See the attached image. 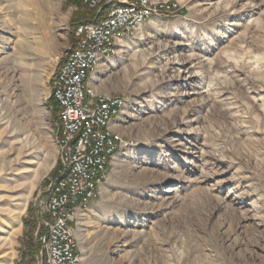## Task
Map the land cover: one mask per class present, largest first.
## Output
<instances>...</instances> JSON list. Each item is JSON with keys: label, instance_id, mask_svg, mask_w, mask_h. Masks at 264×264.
Instances as JSON below:
<instances>
[{"label": "rangeland", "instance_id": "1", "mask_svg": "<svg viewBox=\"0 0 264 264\" xmlns=\"http://www.w3.org/2000/svg\"><path fill=\"white\" fill-rule=\"evenodd\" d=\"M155 1L179 11L139 27L95 74L99 91L125 99L112 124L124 145L79 222L81 263L264 264V0ZM67 2L0 0V143L18 175L0 182V242L13 240L1 264H43L37 236L60 170L49 99L77 11ZM40 15L52 45L28 63L26 87L16 44L21 19ZM22 200L9 238L5 221Z\"/></svg>", "mask_w": 264, "mask_h": 264}, {"label": "built area", "instance_id": "2", "mask_svg": "<svg viewBox=\"0 0 264 264\" xmlns=\"http://www.w3.org/2000/svg\"><path fill=\"white\" fill-rule=\"evenodd\" d=\"M81 1L96 17L74 27V48L52 80L60 170L48 191V222L37 236L43 264H82L76 237L79 222L100 196L112 159L124 145L112 124L123 112L125 99L96 88L98 67L139 27L156 18H173L179 11L171 1Z\"/></svg>", "mask_w": 264, "mask_h": 264}, {"label": "bare ground", "instance_id": "3", "mask_svg": "<svg viewBox=\"0 0 264 264\" xmlns=\"http://www.w3.org/2000/svg\"><path fill=\"white\" fill-rule=\"evenodd\" d=\"M55 1L56 0H49V2H51V3L55 2ZM52 5H53V3H52ZM42 15H43V13H42ZM42 15H40V17L38 19L36 18V19L31 20L30 18H27V17H24L21 19V25H22V32L23 33H22V36L20 37V40L16 44V49L18 51V55L14 58V62L17 63L16 66H18V68H16L15 70L19 69L20 70L19 72H21L24 75L21 77L22 79L20 81L26 87L30 84H31L30 86L32 87V84L35 80L34 74L32 73L33 69H31L32 66L29 65L28 63L30 61L34 60L35 56L39 57V56L47 54V52H48L47 48H49L52 45L51 44V38H50L51 37L50 36L51 26L49 23V19L44 18ZM137 34L139 36H141V32H138ZM131 45H132V43H130L128 41H121L119 43V47H118V51H117L118 52V58L121 54L124 53L125 50L130 49ZM101 68H102V66L100 65L98 67V71ZM25 76H27V78ZM95 78H96V76H94V79ZM29 90H31V89H29ZM29 93L31 94V92H29ZM8 100H9V97H6L5 99L0 100V114L3 115L4 119L9 116V112H8L9 110L6 113L3 112L4 110L7 109ZM10 124H11V127L14 126V123L12 120L10 121ZM3 144H4L3 142L0 143V182L6 183L8 181V176L9 177L10 176H12V177L18 176V175H14V174L10 175V173H7L8 171L11 170L13 165L16 164L17 160L15 159V161H11V160L7 159L8 154L11 152V149H13V148L8 149L7 152L2 151L1 149L3 147L2 146ZM23 202H24V200H22V202H19L18 204H16L14 206L13 215L12 216L10 215L9 217H7V220L5 221L6 222L5 228L8 230L7 234H9V238H13V236H15L17 234L18 230H17V222H16L15 218L19 213H21V210L23 209ZM0 244H1L0 245V252H4V250H6L8 248L9 249L12 248L13 240L11 241V239H10L8 242H6L4 239L3 241L0 242ZM3 261L4 260H2L1 262H3ZM1 262H0V264H1Z\"/></svg>", "mask_w": 264, "mask_h": 264}, {"label": "trees", "instance_id": "4", "mask_svg": "<svg viewBox=\"0 0 264 264\" xmlns=\"http://www.w3.org/2000/svg\"><path fill=\"white\" fill-rule=\"evenodd\" d=\"M67 4L77 8L76 13H74V15L70 21L71 26H73V27H75L77 24L82 23V22L83 23L91 22L96 17L94 11H90L89 13L82 14V15L80 14L79 11L83 7L81 0H68ZM109 8H110V6H108L106 8V10H108ZM105 13H106V11L103 13V16L105 15ZM70 40H71V49H73L74 45H75L74 28H73L72 36L70 37ZM60 66H61V64L58 66V69L60 68ZM58 69H57V71H58ZM49 102H50L51 106L54 108L55 112L58 114L57 102L55 100H53L52 98L49 99Z\"/></svg>", "mask_w": 264, "mask_h": 264}, {"label": "crops", "instance_id": "5", "mask_svg": "<svg viewBox=\"0 0 264 264\" xmlns=\"http://www.w3.org/2000/svg\"><path fill=\"white\" fill-rule=\"evenodd\" d=\"M117 1H120V0H117Z\"/></svg>", "mask_w": 264, "mask_h": 264}]
</instances>
